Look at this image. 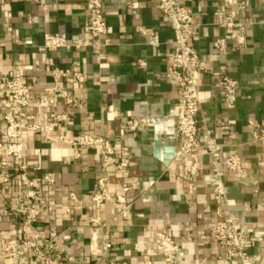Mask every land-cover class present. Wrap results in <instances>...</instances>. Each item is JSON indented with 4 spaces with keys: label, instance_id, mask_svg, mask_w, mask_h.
Masks as SVG:
<instances>
[{
    "label": "crops",
    "instance_id": "0c3cea01",
    "mask_svg": "<svg viewBox=\"0 0 264 264\" xmlns=\"http://www.w3.org/2000/svg\"><path fill=\"white\" fill-rule=\"evenodd\" d=\"M110 44L89 45L78 50L43 48L44 33H58L68 40L82 37L87 8L84 0H0V76L21 73L30 90L26 124L44 125L52 112L66 113L52 134L77 138L80 133L101 134L110 140L112 160L128 159V174L114 175L109 191L122 193L130 203L129 218L115 219L111 201L100 205L110 249L102 257L107 264H162V256L150 239L153 231L163 230L183 249V263L202 259L206 264H224L221 251L215 248L207 223L216 219V203L209 184L202 176L210 170V158L204 149L188 156L167 157L156 154L160 149L177 146L181 137L173 134L180 115L172 104L174 87L166 78L168 57L172 51L174 31L167 15L154 0H101ZM190 7L197 22L191 44L205 63L200 89L205 96L201 107L203 119L220 144V157L236 154L248 173L246 183L224 176L226 197L234 205L224 209L234 213L244 230L260 233L246 243L247 252L264 264V144L255 141V132L247 125L255 120L264 130V0H240L237 32L246 43L235 48L230 41L224 52L215 44L226 31L220 20L227 6L222 0H179ZM8 27L12 36L7 34ZM52 62L56 77L47 67ZM67 69L78 70L79 80L66 75ZM222 75L238 82L236 101L226 107L222 90L216 85ZM58 82L79 101L68 105L63 98L51 103V87ZM8 103L0 86V141L2 117ZM147 116L148 125L134 133L125 130L128 117ZM199 126H202L200 121ZM27 172L31 179L44 175L53 183L35 181L34 189L52 205V212L39 216L31 226L23 217V208L3 209L25 192L16 170L0 159V231L9 241L29 239L34 229L46 230L56 237V264H96L90 246V232L84 221L94 214L91 195L100 171V155L95 149L74 158L70 145L47 143L38 130H24ZM205 136L201 134V142ZM174 151V150H173ZM198 157L200 173L193 189L188 187L187 168ZM223 169V166L220 165ZM126 186L127 190H121ZM80 204L71 207L69 193ZM22 260L32 261L31 250L21 249ZM0 264H3L0 261ZM235 264V263H230Z\"/></svg>",
    "mask_w": 264,
    "mask_h": 264
},
{
    "label": "built area",
    "instance_id": "2783aa9c",
    "mask_svg": "<svg viewBox=\"0 0 264 264\" xmlns=\"http://www.w3.org/2000/svg\"><path fill=\"white\" fill-rule=\"evenodd\" d=\"M30 1L39 2V0ZM222 1L227 9L223 12L220 23L226 33L216 41L215 49L219 53L226 50L228 41L235 48H241L246 43V36L237 32L239 23L237 16L244 8V3L240 0ZM84 3L87 14L83 23L82 37L68 40L58 33H44L42 46L45 50L53 51L58 48L78 50L89 45L108 46L110 44L102 1L84 0ZM154 4L167 15L174 31L166 78L175 90L172 104L180 111L172 130L173 134L181 137V141L177 146H174L173 153L176 156H188L198 149H204L210 158V170L202 178L205 183L210 185L216 203V219L207 223V229L214 240L215 248L221 251L219 258L224 264H255L256 257L247 252L245 243L250 238L260 237V233H250L244 230L240 219L231 211L224 214L225 208L234 205V201L226 197L225 174L231 175L236 182L246 183L248 173L238 155L231 154L224 158L220 157V144L212 136L204 120H200L201 107L205 101V96L200 89V78L206 67L191 44L192 37L197 33L195 15L190 7L179 0H154ZM7 30V34L12 36L11 28L8 27ZM47 67L56 77L58 76L52 69V62H48ZM65 74L77 80L82 76L78 70L71 69H67ZM216 85L222 90L224 105L232 106L236 101L237 80L229 75H222ZM0 86L8 97L7 107L2 117L3 135L6 142L0 141V159H7L6 164L16 170V177L21 186L25 188V192L10 202L3 209V213L9 209L14 211L23 208L24 221L28 226H31L39 216L45 213L50 214L53 210L48 200L37 194L34 189L35 181L53 183V178L44 175L31 179L28 176L25 143L22 139L24 130H38L43 134L47 143L74 147L76 149L75 159H79L84 151L95 149L100 155V171L91 195L95 211L84 223L90 232V246L95 253L96 264H107L102 257L109 251L110 242L107 234H100V230L105 227L106 223L101 218L99 208L104 201H111L115 210V219L126 220L129 218L130 203L122 193L113 194L109 191V180L112 176L128 174V159L114 162L112 160L113 146L110 140L101 134L83 132L74 139L61 134H52L55 127L67 120L66 113L52 112L44 125L24 123L25 120L32 118L28 112L31 95L23 75L18 71L12 74L3 73L0 76ZM58 98L65 99L71 106H76L79 103L74 95H70L56 81L51 87L49 101L55 103ZM200 121L202 126H199ZM148 122L149 117L147 116L128 117L124 121L125 130L128 133H134L145 128ZM247 125L250 130L255 132L254 140L264 144V130L261 129L260 124L249 119ZM202 133L205 136L204 142H201ZM220 165L223 166V169L220 168ZM199 173V159L193 156L187 168V192L192 191L194 180ZM6 180L7 176L0 174V183ZM121 190L122 192L126 191L127 187L124 186ZM69 198L73 205L67 211L80 204L73 192L69 193ZM150 239L162 256V264H206L202 259H193L190 263H183L182 259L185 256L183 249L163 230L153 231L150 234ZM55 246L56 237H50L46 230L34 229L31 238L13 242L9 241L0 231V261L3 264H56V260L60 256L55 251ZM23 248L31 250L32 261L30 263L22 260L21 249Z\"/></svg>",
    "mask_w": 264,
    "mask_h": 264
},
{
    "label": "water",
    "instance_id": "95a60500",
    "mask_svg": "<svg viewBox=\"0 0 264 264\" xmlns=\"http://www.w3.org/2000/svg\"><path fill=\"white\" fill-rule=\"evenodd\" d=\"M155 147H156V149H155L156 154H160V152L162 153V151H164L165 153H167V157H171L173 155L174 148L173 147H166L163 150L160 149V141L159 140L155 141Z\"/></svg>",
    "mask_w": 264,
    "mask_h": 264
}]
</instances>
